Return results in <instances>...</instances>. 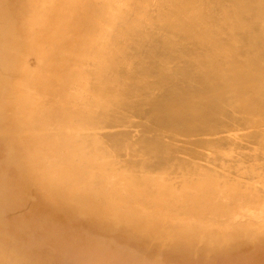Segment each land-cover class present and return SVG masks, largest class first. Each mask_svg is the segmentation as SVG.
<instances>
[{"label":"bare ground","instance_id":"obj_1","mask_svg":"<svg viewBox=\"0 0 264 264\" xmlns=\"http://www.w3.org/2000/svg\"><path fill=\"white\" fill-rule=\"evenodd\" d=\"M262 247L264 0H0V264Z\"/></svg>","mask_w":264,"mask_h":264},{"label":"rangeland","instance_id":"obj_2","mask_svg":"<svg viewBox=\"0 0 264 264\" xmlns=\"http://www.w3.org/2000/svg\"><path fill=\"white\" fill-rule=\"evenodd\" d=\"M93 235L96 237H100L97 232L91 231ZM104 237V236H102ZM116 238V239H115ZM116 241V245H121L126 243V239L120 237H114ZM106 241V240H105ZM133 241V240H132ZM130 246L135 244L133 242L128 241ZM114 247L105 249L102 252V256L107 260L113 259V261H118V257L115 254L116 252ZM153 259L156 261H161L163 264H264V247L259 248L254 254H252L251 250L242 249L233 253L223 254V255H215V256H205V255H183L179 257H170L168 254L155 256ZM144 264H151L150 261L145 262Z\"/></svg>","mask_w":264,"mask_h":264}]
</instances>
